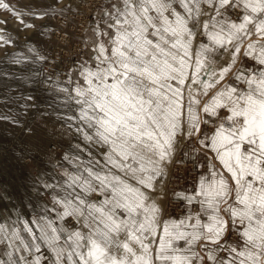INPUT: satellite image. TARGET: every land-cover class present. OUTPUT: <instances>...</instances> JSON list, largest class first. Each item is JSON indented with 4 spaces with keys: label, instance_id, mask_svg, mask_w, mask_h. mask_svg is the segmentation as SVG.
<instances>
[{
    "label": "snow or ice",
    "instance_id": "obj_1",
    "mask_svg": "<svg viewBox=\"0 0 264 264\" xmlns=\"http://www.w3.org/2000/svg\"><path fill=\"white\" fill-rule=\"evenodd\" d=\"M111 8L69 96L103 158H73L54 218L0 224V264H264V0ZM177 162L200 170L169 191Z\"/></svg>",
    "mask_w": 264,
    "mask_h": 264
},
{
    "label": "rangeland",
    "instance_id": "obj_2",
    "mask_svg": "<svg viewBox=\"0 0 264 264\" xmlns=\"http://www.w3.org/2000/svg\"><path fill=\"white\" fill-rule=\"evenodd\" d=\"M103 1L116 2L2 0L8 7L0 8V224L23 228L22 221L54 218L46 210L64 172L75 171L73 158L86 160L89 151L103 158L105 149L89 144L82 125L69 119L76 115L69 96L79 69L96 55L93 26L106 24ZM184 174L179 162L170 165L169 191Z\"/></svg>",
    "mask_w": 264,
    "mask_h": 264
},
{
    "label": "crops",
    "instance_id": "obj_3",
    "mask_svg": "<svg viewBox=\"0 0 264 264\" xmlns=\"http://www.w3.org/2000/svg\"><path fill=\"white\" fill-rule=\"evenodd\" d=\"M105 2H111V3H109L108 5H106ZM105 2L103 1V3H101V6H100L101 7L100 14L102 15V17H104V20H106L105 14L107 12H109V11L112 10L111 6H112L113 3H115L114 1H105ZM105 6H107V7H105ZM105 28H106V24H104V25H102V24L94 25L93 26V33H96V36L93 34V36L91 37V40H93L94 42H97L98 43L100 41L101 37H99L97 35V32H98V30H104ZM179 158L181 159L180 154H179ZM187 163L191 164V162H187ZM199 170H200L199 169V166H197V171H199ZM183 187H185V186H183V185L182 186H179V187H177V189H181ZM168 209L171 210V212H172L173 215H179L180 210H179V208L176 207L175 204L169 205Z\"/></svg>",
    "mask_w": 264,
    "mask_h": 264
},
{
    "label": "built area",
    "instance_id": "obj_4",
    "mask_svg": "<svg viewBox=\"0 0 264 264\" xmlns=\"http://www.w3.org/2000/svg\"><path fill=\"white\" fill-rule=\"evenodd\" d=\"M180 168H182L184 175H182V179L178 181L179 186L190 185L194 178L197 175V171L192 170V165L189 163H180Z\"/></svg>",
    "mask_w": 264,
    "mask_h": 264
},
{
    "label": "bare ground",
    "instance_id": "obj_5",
    "mask_svg": "<svg viewBox=\"0 0 264 264\" xmlns=\"http://www.w3.org/2000/svg\"><path fill=\"white\" fill-rule=\"evenodd\" d=\"M3 15H4V13H3ZM3 15H2V16H3ZM2 16H1V17H2ZM2 18H3V17H2ZM5 18H6V17H5ZM224 60L227 61V60H228V57H227V56H224V57H223V56H220V57H219V60L217 61V63H218V64H223ZM2 109H3V108H2ZM177 155H178V154H177ZM176 157H177V156H176Z\"/></svg>",
    "mask_w": 264,
    "mask_h": 264
}]
</instances>
